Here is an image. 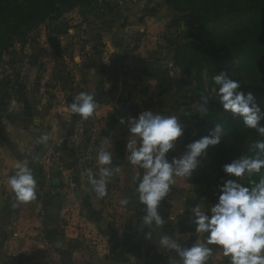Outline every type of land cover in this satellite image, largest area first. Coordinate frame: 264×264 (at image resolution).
Masks as SVG:
<instances>
[{
  "label": "crops",
  "instance_id": "crops-1",
  "mask_svg": "<svg viewBox=\"0 0 264 264\" xmlns=\"http://www.w3.org/2000/svg\"><path fill=\"white\" fill-rule=\"evenodd\" d=\"M64 70L71 73L68 83L62 81ZM122 75L123 69H14L0 85V264H156L161 259L169 263L176 253L157 247L158 232L183 247L198 239L190 207L199 204L210 214L213 206L208 182L198 169L190 178H176L159 208L165 225L153 232L152 240L145 238L151 231L142 223L146 206L139 204L132 179L143 170L126 159L131 133L127 124L120 123L121 117H135L125 93L129 87L119 80ZM92 90L100 104L94 115L84 120L72 114L73 97ZM119 91L123 95L116 97ZM43 134L49 136L46 144L37 142ZM102 141L104 150L113 155V166L121 167L103 199L88 182L89 170L99 178L97 154ZM81 150L91 162L77 157ZM176 150L167 154L169 161L182 155ZM46 151L55 155L48 173L39 163ZM18 165L28 166L37 181L36 199L29 203L17 202L8 183ZM124 198L130 200L127 206L120 203ZM112 245L117 248L112 250ZM228 260L222 251H215L208 264Z\"/></svg>",
  "mask_w": 264,
  "mask_h": 264
},
{
  "label": "rangeland",
  "instance_id": "rangeland-1",
  "mask_svg": "<svg viewBox=\"0 0 264 264\" xmlns=\"http://www.w3.org/2000/svg\"><path fill=\"white\" fill-rule=\"evenodd\" d=\"M205 3L202 0L201 5ZM250 3L214 0L212 17L206 22L186 17V4L175 0H77L71 9L30 31L23 27L16 32L13 20L6 18L0 21V85L14 69H123L119 80L129 87L125 93L136 118L153 111L175 115L184 123V135L176 145L181 154L187 144L222 123L227 134L220 144L209 147L198 167L200 177L208 182L209 201L215 204L221 185L230 178L224 165L247 154L262 138L218 104V86L212 79L224 71L246 92L264 97V54L259 53L264 45L257 38L252 43L246 38L256 37V29L249 28L227 43L215 39L222 24L241 22ZM64 72L62 81L68 83L71 73ZM91 79L97 81L95 75ZM119 92L116 97L123 95ZM201 95L209 99L202 114ZM83 150L77 157L91 162V157L82 156Z\"/></svg>",
  "mask_w": 264,
  "mask_h": 264
},
{
  "label": "clouds",
  "instance_id": "clouds-1",
  "mask_svg": "<svg viewBox=\"0 0 264 264\" xmlns=\"http://www.w3.org/2000/svg\"><path fill=\"white\" fill-rule=\"evenodd\" d=\"M76 60L79 62V57ZM212 79L218 86V104L234 118L242 120L246 128L264 137V109L254 93L243 90L240 82L224 71ZM208 103V97L201 95V114L208 110ZM69 107L72 114L87 120L100 104L95 95L82 91L73 97ZM120 123L127 124L131 133L126 144V159L143 170L142 175L138 173L132 179L139 204L146 206L142 223L151 231L145 238L152 240L153 232H158L157 229H162L166 223L159 208L176 185V178L192 177L209 147L220 144L227 132L222 123H216L209 135L187 144L179 158L173 156L169 161L167 154L176 148L179 138L184 135L185 125L177 116L144 111L138 118L121 117ZM48 140L49 136L43 134L37 142L46 144ZM104 143L101 142L97 154L99 178L91 170L88 172V182L101 199L107 197L108 184L121 172L119 165L113 166V155L104 150ZM251 152L253 155L240 154L224 165L223 171L230 178L220 188L218 203L210 208V214L202 211L199 204L190 207V218H194L192 222L198 237L191 247H183L176 239L158 232L157 247L176 253V257H169V264H208L215 251H222L229 258L228 264H264V141L257 140L251 146ZM256 175L260 177L258 181L253 180ZM8 183L17 202L29 203L36 199L37 181L28 166L18 165ZM120 203L127 206L130 200L124 198ZM201 235L203 241L199 239ZM210 245L220 248L214 250Z\"/></svg>",
  "mask_w": 264,
  "mask_h": 264
},
{
  "label": "trees",
  "instance_id": "trees-1",
  "mask_svg": "<svg viewBox=\"0 0 264 264\" xmlns=\"http://www.w3.org/2000/svg\"><path fill=\"white\" fill-rule=\"evenodd\" d=\"M76 1L77 0H0V21L10 18L13 20L15 31L23 27H25L27 31H30L46 20L60 16L65 8L71 9L75 6ZM175 1L178 4H186L185 9L189 10V12L187 11L186 17H189L192 21L206 22L212 17V13L209 10L214 6V0H207V3L203 5H201L202 0ZM248 1L251 2V6L249 5L248 9L245 10V14L240 23L236 22L231 25L224 23L221 25L215 34V39L218 42L227 43L232 39H236L237 34L250 28L252 30L256 29L257 31L256 37H246L250 43L258 39L260 41L259 45H264V0ZM231 8L232 7H229V9ZM202 11H204L205 14H209L203 17V15H201ZM206 16L208 17L206 18ZM253 16L256 17L253 18ZM259 53L263 55L264 51L261 50ZM254 95L256 96L258 104L260 106L263 105L264 97L260 98L259 94ZM260 141H264V137H262ZM247 154L253 155L251 151ZM259 178V175H256L253 177V180L258 181ZM245 182V184L248 183L247 181Z\"/></svg>",
  "mask_w": 264,
  "mask_h": 264
},
{
  "label": "built area",
  "instance_id": "built-area-1",
  "mask_svg": "<svg viewBox=\"0 0 264 264\" xmlns=\"http://www.w3.org/2000/svg\"><path fill=\"white\" fill-rule=\"evenodd\" d=\"M54 161H55V155L53 154L52 151L44 152L39 158V163L41 164L43 171L45 173H48L52 169V167L54 166ZM156 264H169V263L166 259H161ZM226 264H228V261Z\"/></svg>",
  "mask_w": 264,
  "mask_h": 264
},
{
  "label": "water",
  "instance_id": "water-1",
  "mask_svg": "<svg viewBox=\"0 0 264 264\" xmlns=\"http://www.w3.org/2000/svg\"><path fill=\"white\" fill-rule=\"evenodd\" d=\"M98 97V99H100V100H102V101H105V97L103 96V95H99V96H97ZM117 248V245H112V247H111V249L113 250V249H116Z\"/></svg>",
  "mask_w": 264,
  "mask_h": 264
}]
</instances>
